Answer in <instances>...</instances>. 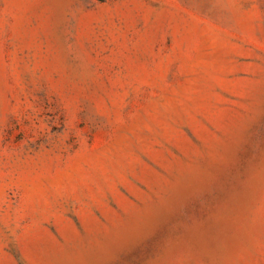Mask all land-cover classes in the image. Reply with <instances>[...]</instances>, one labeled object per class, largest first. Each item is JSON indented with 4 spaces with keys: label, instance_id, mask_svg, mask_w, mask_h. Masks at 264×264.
Returning a JSON list of instances; mask_svg holds the SVG:
<instances>
[{
    "label": "rangeland",
    "instance_id": "obj_1",
    "mask_svg": "<svg viewBox=\"0 0 264 264\" xmlns=\"http://www.w3.org/2000/svg\"><path fill=\"white\" fill-rule=\"evenodd\" d=\"M0 264H264V0H0Z\"/></svg>",
    "mask_w": 264,
    "mask_h": 264
}]
</instances>
